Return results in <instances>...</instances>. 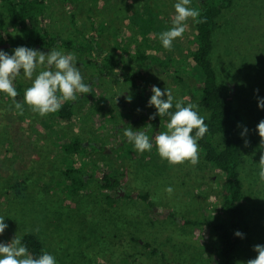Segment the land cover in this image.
I'll return each mask as SVG.
<instances>
[{
    "label": "rangeland",
    "instance_id": "rangeland-1",
    "mask_svg": "<svg viewBox=\"0 0 264 264\" xmlns=\"http://www.w3.org/2000/svg\"><path fill=\"white\" fill-rule=\"evenodd\" d=\"M177 2L47 0L44 20L50 31L89 46L92 40L96 48L91 53L61 45L36 49L74 54L92 92L78 94L72 102L75 116L67 122L57 113L41 117L26 104L23 114H18L11 99L0 93V216L8 224L0 242H10L23 231L34 232L57 264H218L217 232L207 224L183 220L228 217L221 206L219 173L201 154L196 166H170L162 160L154 137L167 131L168 121L151 123V107L140 90L124 80L126 72L118 75L115 69L116 74H107L100 61L108 52L117 54L123 40L140 45L149 56L169 60V66L151 58L141 62L129 52L123 55L124 69L150 88H169L175 100L198 105L201 81L189 57L196 24L188 21L171 51L163 48L159 38L173 26ZM190 6L200 7L198 0H191ZM218 21L211 59L220 87L240 109L241 126L248 129L243 136L249 143L240 178L249 213L239 261L247 264L257 256L254 245H264V182L258 176L264 145L260 146L256 129L264 119V109L258 108V98H264V0H232ZM0 25L6 37L17 35L1 3ZM0 49L10 55L14 51L9 45ZM16 80L24 91L31 85L23 73ZM17 101L23 103V99ZM125 129L146 132L153 149L137 152L124 136ZM73 136H79L84 147L67 154L59 143ZM68 160L81 162L84 173H91L92 165L111 169L120 183L114 191H101L99 175H87L84 190L68 193L62 171ZM21 178L25 182L18 195L11 184ZM168 186L174 189L171 196L165 191ZM118 190L123 194L118 196ZM107 194L115 195L113 204ZM141 194H148L149 199Z\"/></svg>",
    "mask_w": 264,
    "mask_h": 264
},
{
    "label": "trees",
    "instance_id": "trees-1",
    "mask_svg": "<svg viewBox=\"0 0 264 264\" xmlns=\"http://www.w3.org/2000/svg\"><path fill=\"white\" fill-rule=\"evenodd\" d=\"M0 3L8 14L11 25L18 30L17 35H8L6 37V31L0 25V44L7 42L13 50L18 46L36 49L38 47L61 45L65 48H73L80 51L90 50L91 53L96 48V44L92 40H90L91 45L89 46L88 44H83V42H77L71 37H63L59 33L50 31L44 20L47 0H0ZM198 3L200 5L199 9L202 10L201 15L206 17L207 22L195 23V31L190 39L192 50L189 57L201 81V94L197 99V103L201 108H198L197 111L199 115L204 117L205 123L209 128L205 137L199 140L198 143L202 158L219 173L222 191L221 206L228 217L222 220L205 218L199 221L188 219L183 221L204 223L217 232L220 255L218 264H239L241 255L245 250L246 230L248 227L247 217L249 213L248 197L242 189L240 178V165L243 162L245 149V139L240 135L243 131L241 126L242 114L240 109L229 102L225 96L218 83L217 71L211 59L214 47L213 33L219 27L218 17L223 9L231 5L232 0H198ZM71 21L74 23V16H72ZM123 42L124 44L118 45L119 52L117 54L108 52L102 58L100 57L101 67L107 74L115 73V69H118V75L121 74V71L126 72L123 74L124 80L136 87L137 90H140L141 98L144 101H148L152 95L151 88L134 72L124 69L123 55L131 52L134 53L135 59L141 62L151 58L159 63H166V66H169V60L160 58L158 55L155 57L149 56L142 51L140 45L130 44L127 40H123ZM14 85L19 93L16 99L22 100L24 88L21 82L15 80ZM187 104L185 102V106ZM175 110L173 106L172 111L174 112ZM155 112V107H151V115ZM57 114L61 121L72 120L75 116L72 102H65ZM169 119L167 116L159 117L157 115L155 119H150V122L156 125L163 120L169 122ZM59 145L64 152L72 154L83 149L84 141L79 136H73L68 140L62 141ZM71 160L66 162L62 170L64 175L63 185L68 193L84 190L88 184L87 175L91 178L96 174L99 175L98 189L101 191H107V189L114 191V188L120 183L113 175L111 169L100 165H92L91 173H84L81 162L77 164ZM82 164L84 165V163ZM23 182L25 181L21 178L16 183L11 184L12 190L18 195H22ZM140 197L149 199L148 194H141ZM107 198L109 203L113 204L115 202V195L107 194ZM236 231L243 233V238L235 236L234 233ZM18 236L22 238V243L27 245L34 256L39 257L46 251L36 233L23 231ZM146 245L149 246L148 243ZM152 251L156 250L152 249Z\"/></svg>",
    "mask_w": 264,
    "mask_h": 264
},
{
    "label": "clouds",
    "instance_id": "clouds-1",
    "mask_svg": "<svg viewBox=\"0 0 264 264\" xmlns=\"http://www.w3.org/2000/svg\"><path fill=\"white\" fill-rule=\"evenodd\" d=\"M190 5L191 0H178L174 4L173 26L162 32L159 37L163 48L172 50L173 42L183 37L190 19L197 24L207 22L206 17L201 15L202 10L192 8ZM76 61L77 57L74 54H65L56 48L44 52L18 46L11 55L0 49V93H5L11 99L18 114H23L25 104L41 117L57 113L65 102H75L78 94L92 92L90 84L84 82ZM21 73L25 79L31 81V85L24 91L23 103L17 101L19 93L14 85V81ZM255 91L258 93L259 89ZM151 92L148 106H154L156 112L150 119H155L157 115L170 118L166 126L167 131L154 137L158 155L170 166L185 163L196 166L200 160L198 141L209 131L204 117L197 111L198 105L188 103L185 106L183 99L175 100L169 88L162 91L153 85ZM128 100L130 102L131 97H128ZM173 106L176 109L174 112ZM258 108L264 109V98H258ZM256 129L260 137V146L264 145V119L257 124ZM247 132L248 129L245 127L240 135L243 137ZM123 134L139 153L150 152L154 147L144 131L134 132L125 129ZM244 143L247 146L249 141L245 140ZM258 176L260 181L264 182V152L259 159ZM165 191L171 196L174 189L168 186ZM7 228L5 217L0 216V235H3ZM234 235L241 238L244 236L240 231H236ZM254 251L257 256L249 259L247 264H264V245H254ZM0 264H57V262L55 257L46 251L39 257L34 256L27 245L22 243V238L15 235L10 242H0Z\"/></svg>",
    "mask_w": 264,
    "mask_h": 264
},
{
    "label": "water",
    "instance_id": "water-1",
    "mask_svg": "<svg viewBox=\"0 0 264 264\" xmlns=\"http://www.w3.org/2000/svg\"><path fill=\"white\" fill-rule=\"evenodd\" d=\"M3 45H9V43H5V44H0V48L3 46ZM123 192L121 190H119L118 192V196L122 195Z\"/></svg>",
    "mask_w": 264,
    "mask_h": 264
},
{
    "label": "flooded vegetation",
    "instance_id": "flooded-vegetation-1",
    "mask_svg": "<svg viewBox=\"0 0 264 264\" xmlns=\"http://www.w3.org/2000/svg\"><path fill=\"white\" fill-rule=\"evenodd\" d=\"M118 192H119V190H118Z\"/></svg>",
    "mask_w": 264,
    "mask_h": 264
}]
</instances>
